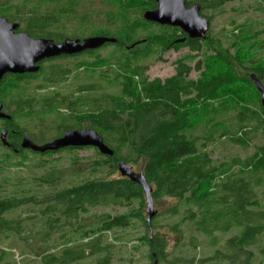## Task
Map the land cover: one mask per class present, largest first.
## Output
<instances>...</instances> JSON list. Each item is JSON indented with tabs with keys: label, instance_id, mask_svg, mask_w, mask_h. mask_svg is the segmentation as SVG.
<instances>
[{
	"label": "trees",
	"instance_id": "obj_1",
	"mask_svg": "<svg viewBox=\"0 0 264 264\" xmlns=\"http://www.w3.org/2000/svg\"><path fill=\"white\" fill-rule=\"evenodd\" d=\"M116 1L124 16L121 31L112 33L102 28L91 36L117 40L115 44L103 46L113 47L120 54L114 63L117 68L109 58H93L100 49L73 56L88 55L91 58L83 60L79 64L81 71L75 70L73 76L75 84L81 78L87 79V84L78 85L76 91L69 97H63L62 101L58 98L52 100V97L41 106V113L56 118L58 133L54 140L39 143L29 138L34 144L43 146L61 138L68 130H84V124H87L103 137L114 155L100 154L102 160L91 163L85 171L74 170L79 161L73 158L70 165L73 171L69 175L59 169L58 161H49L44 172V157L82 149L68 148L45 153L27 151L22 148L23 135H28L27 128L16 122L17 115L4 111L11 119L3 120V127L14 131L12 148L19 152L3 147L0 138V148L7 151L0 156V171L13 165V159H21L17 165L25 167L29 161L26 154L30 152L38 157L34 168L41 173L34 175L29 170L27 178H9L0 173V242L13 240V236H24V239H18L24 246L23 253L28 251L33 257L25 259L22 264H76L94 256H100L95 264H111L112 253L100 246L101 237L97 235L134 229L141 223L145 234L139 242L149 247L152 264H160L165 257L166 243L154 234L157 217L153 218L150 226L147 224L142 187L127 177L112 178L118 172V164L126 162L133 170L134 166L141 165L139 173H143L152 188L154 205L164 198L178 200V205L168 212L171 216H179L184 210L178 227L188 221L193 222L212 244L219 241L218 232L227 234L232 228H238L240 235L228 241V245L244 252L264 233V225L254 224L253 220V217L264 219V208L253 196L255 184L264 175V146L245 160L233 159L220 164L211 157L207 148L218 137L229 138L233 144L248 148L251 133L264 128L261 94L252 79L255 76L264 86V67H246L237 62V57L233 59L228 53L216 50L195 67L179 62L172 77L151 80L144 76L142 64L135 65L131 56L142 62L143 54L150 47L156 45L167 49L171 32H149L150 27L156 25L145 21L143 15L156 9L153 0ZM230 1L233 0H205L204 3L213 4L211 9L216 11ZM260 1V11L264 13V0ZM2 3L0 0V17L11 23L24 24L26 27L21 29L20 24L17 33L24 32L33 38L54 40L47 29L67 13L61 10L42 14L34 10L15 14L13 10L16 8L11 2H7L5 7ZM130 10H134L133 18L128 13ZM71 11L74 13L73 7ZM6 12H10L8 17ZM142 31L144 37L140 38ZM252 38L255 40V37ZM204 43L206 48H211L208 36ZM242 43L245 44V41ZM200 44L199 41H190L188 46L197 51L202 49ZM241 52L249 63H258L250 59V49H242ZM44 63H40L41 69L36 74L12 75L16 89L24 83L39 80L45 72ZM104 67L108 69L101 72V83L94 85L95 82H91L96 79L94 71ZM193 71L199 73L194 80L190 78ZM51 76L48 77L49 82L55 84L58 75L53 73ZM9 78L4 77L0 86V103L4 109L8 94H3V88ZM101 87V90L96 89ZM253 99L260 104V109L250 108L248 103ZM35 103L33 99L22 101L18 118L32 119L38 104ZM231 112L235 115L230 116ZM237 167L238 174L234 171ZM104 170L108 172L107 177H96ZM85 174L92 178H85ZM74 178L81 180L75 182ZM108 204L130 209L114 216L104 214L95 226L83 224L82 220L87 219L85 216L92 209L106 208ZM21 208H27L26 219L20 216L12 219L10 216ZM6 254L7 251L1 249L0 259ZM250 260L248 258L241 264H250Z\"/></svg>",
	"mask_w": 264,
	"mask_h": 264
},
{
	"label": "rangeland",
	"instance_id": "obj_2",
	"mask_svg": "<svg viewBox=\"0 0 264 264\" xmlns=\"http://www.w3.org/2000/svg\"><path fill=\"white\" fill-rule=\"evenodd\" d=\"M186 1L191 6L200 4L202 15L212 19L208 31L211 48H206L205 43H201L202 49L197 51H193L190 47L188 48L186 46H178L173 51H168V49L156 45L150 47L149 51L143 54L144 58L142 62L138 61L135 56H131V60L135 65L138 63L142 64L141 70L144 76L151 80L154 78L165 80L175 75L177 70L176 65L179 62L195 67L199 61H205L216 50L224 54L228 53L233 59L237 57V62L243 63L246 67H264V13L260 11V0H233L218 7L216 11L211 9L213 4L204 3L205 0ZM2 2V6L4 7L7 2H11L16 8L13 10L15 14H18V12L21 13V11L31 12L34 10L42 14L47 12H60L61 10L66 11L67 13L60 16L57 24L47 29L51 33V39L55 41L59 40L57 42H62L68 38L85 39L93 37L91 34L102 28L112 33H118L124 25V16L120 13L116 0H2ZM72 7L74 13L71 11ZM133 11L130 10L128 12L132 18L134 17ZM8 13L10 12H6L5 16L8 17ZM128 13H126L127 16ZM16 23L19 24V22ZM20 24L21 29L26 27L24 24ZM159 30L160 28L150 27L149 32L154 34L159 32ZM143 34V31L139 34L140 38L144 37ZM252 37H255V40ZM242 41H245V44ZM244 48L250 49V59H255L258 63H249L248 59H246L247 57H244V52H241L242 49L245 51ZM114 54L115 56H113ZM119 56L120 54L116 53L113 47L107 46L105 48L102 47L93 58H109L111 59V63L114 64ZM88 59L91 58L88 55H84L81 57L48 61L43 64L45 72L39 80L24 83L19 89H16L13 80L8 79L6 81L3 94H8V96L5 98L6 106L4 111L17 115L16 122L20 123L22 127L27 128V134L31 140L45 143L56 138L58 133L56 118L41 113V106H43L48 98L52 97V100L58 98V101H62L63 97L71 96L78 85L84 86L87 84V79L83 78L79 79L75 84L73 82V76L76 73L75 70L79 69L81 71L79 64L83 60ZM115 67L117 68L116 65ZM107 69V67H104L94 71L96 79H92L91 82H95V84L93 83L94 85L100 84L99 77L101 76V72ZM69 72L70 74H66ZM53 73H55V76L58 75L55 78V84L49 82L50 79L48 78L53 77L51 76ZM198 74V72L193 71L190 78L193 80L197 79ZM240 74L248 75L244 72ZM96 89L101 90L102 87ZM110 92L114 93L115 91L110 90ZM96 93L100 92L97 91ZM27 99H33L38 103L35 106L36 114L32 119H19V105ZM248 105L252 110L260 109V104L254 99ZM61 112L66 113V111ZM234 115L235 112H231L230 116ZM3 126L1 122L0 136ZM83 129L90 128L87 124H84ZM250 136L251 144L248 148H242L233 144L229 138L220 139L218 137L215 142L208 145L207 151L217 164L231 162L233 159L245 160L253 155L258 148L264 146V128L262 130H254ZM81 149L72 152L65 151L44 157L43 160L46 163L44 172L48 169L49 161H58L59 169L66 175H69L73 171L70 168L73 158L79 161V164L74 169L76 171H85L87 168L89 169L92 165L91 163L102 160L99 156L100 153L96 149ZM5 153L7 151L4 148H0V156ZM26 158L29 161L25 167L17 165L21 162V159H13L14 164L6 166L0 173L4 177L7 176L9 178H27L29 177V170L34 175H40L41 172L34 168L38 157L28 152ZM140 169L141 165L134 166L136 173H139ZM234 171L238 174L239 167L235 168ZM107 175V170H104L97 174L96 177H107ZM89 176L88 174L84 175L85 178H90L91 176ZM119 176L121 175L118 171L112 178H118ZM80 180V178H74L75 182H79ZM253 196L261 202V206L264 208V175L255 184ZM176 205H178V200L172 198H164L162 201L155 203V210L157 212L155 217L157 218L154 234L166 243L165 257L160 264H241L245 263L248 258H251L250 264H264V254H262V250L264 249V233L253 244L247 246L242 253L237 249H232L228 245V241L240 235V229L238 228H232L227 234L218 232L217 236L219 241L216 244H212L206 235L197 230L193 222L188 221L178 227V224L181 223L185 214L184 210H182L179 216H171L168 213ZM129 209L126 206L122 207L115 204H108L106 208L98 207L92 209L85 216L87 219L82 220V222L89 227L95 226L98 225L102 215L111 214L114 216L127 212ZM26 213L27 208H21L10 217L15 219L20 216L21 219H26ZM145 213L146 210H144ZM253 220H255L254 224L264 225L263 218L258 219L253 217ZM144 234L145 229L143 225L138 223L134 229L116 230L106 234H98L97 237H101L100 246L111 251V264H152V261L149 259V247L139 242L140 237ZM24 238V236L20 238L13 236V240L0 242V250L7 251L6 256L0 259V264H22L25 259H32L33 256L28 251L25 254L23 253L24 246L18 241V239L21 240ZM79 243L80 241L76 245ZM98 258L100 256H94L76 264H95Z\"/></svg>",
	"mask_w": 264,
	"mask_h": 264
},
{
	"label": "water",
	"instance_id": "obj_3",
	"mask_svg": "<svg viewBox=\"0 0 264 264\" xmlns=\"http://www.w3.org/2000/svg\"><path fill=\"white\" fill-rule=\"evenodd\" d=\"M153 1L157 4V8L144 13L145 21L180 28L191 39H206L211 22L208 18L200 15V4L187 8L186 0ZM19 28L20 24L10 23L6 18H0V86L8 74H36L41 69L39 64L46 60L63 56H76L117 42L114 38L95 36L85 39L68 38L63 42L56 43L54 40L33 38L28 34L16 33ZM134 47L135 45L132 46V48ZM252 79L261 94L264 109V86L255 76H252ZM10 119L11 117L4 112L3 105L0 103V120ZM5 135L6 133H2L1 140L4 145H7L5 144ZM22 148L39 153L57 152L68 148H94L102 155L109 157L114 155V151L105 144L103 137L93 129L68 130L61 138L43 146L34 144L27 136H24ZM118 171L121 176L131 179L142 187L147 206V224L150 226L157 214L152 198V188L147 183L143 173H136L130 164L119 163ZM150 232L152 233V229Z\"/></svg>",
	"mask_w": 264,
	"mask_h": 264
},
{
	"label": "flooded vegetation",
	"instance_id": "obj_4",
	"mask_svg": "<svg viewBox=\"0 0 264 264\" xmlns=\"http://www.w3.org/2000/svg\"><path fill=\"white\" fill-rule=\"evenodd\" d=\"M186 5H187V8H190L192 7L189 3L186 2ZM156 8H157V4H156ZM200 15H202V13L200 12ZM204 17V16H203ZM1 18V17H0ZM11 23V22H10ZM155 24V23H153ZM157 28H160L159 30V34L161 33V31H168V32H171V38H170V42H169V47L167 48L168 51H173L175 50V46H186L189 48L188 44L190 41H199L200 43H204L205 41H207V37L206 39H191L188 34H186L184 31H182L180 28H176V27H170V26H162V25H158V24H155ZM17 33V31H16ZM208 36V34H207ZM57 43V42H56ZM63 57H73V56H63ZM62 57H59V58H54V59H50V60H46L44 61L45 63L48 62V61H53V60H56V59H61ZM43 63V62H42ZM40 66H42L41 64H39ZM178 66V64L176 65V67ZM7 76H10L9 79H11L12 81V74H8L6 75L5 77ZM3 120H0V123L2 122ZM2 133H6L5 135V144L7 145H4V143L2 142L3 144V147L9 149V150H12V133H14V131H12V128H9L8 130H5V128L3 127L2 130H1V136L0 138L2 137ZM15 134V133H14ZM24 136H27L28 135H23V138H22V143H23V139H24ZM29 138V137H28ZM30 140V139H29ZM2 141V140H1ZM27 151H32L31 149H26ZM14 152L18 153L19 150L18 149H13Z\"/></svg>",
	"mask_w": 264,
	"mask_h": 264
}]
</instances>
